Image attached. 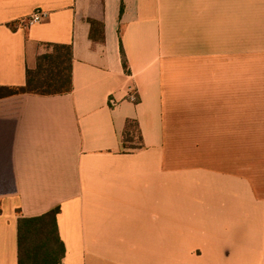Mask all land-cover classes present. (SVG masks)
I'll list each match as a JSON object with an SVG mask.
<instances>
[{
    "label": "crops",
    "instance_id": "crops-1",
    "mask_svg": "<svg viewBox=\"0 0 264 264\" xmlns=\"http://www.w3.org/2000/svg\"><path fill=\"white\" fill-rule=\"evenodd\" d=\"M51 44L73 91L0 99V264L56 208L64 264H264V0H0V87Z\"/></svg>",
    "mask_w": 264,
    "mask_h": 264
},
{
    "label": "trees",
    "instance_id": "trees-1",
    "mask_svg": "<svg viewBox=\"0 0 264 264\" xmlns=\"http://www.w3.org/2000/svg\"><path fill=\"white\" fill-rule=\"evenodd\" d=\"M91 24L94 26L95 23L91 22ZM46 47L47 53L38 57L36 69L27 71L26 85L0 87V99L23 94L56 96L73 91L72 46L51 44ZM122 56L124 67L127 70L124 51H122ZM122 143L124 150L143 149V138L137 121H127ZM1 212L0 202V214ZM59 213L60 208H56L39 217L19 219V264H64L66 249L58 229Z\"/></svg>",
    "mask_w": 264,
    "mask_h": 264
},
{
    "label": "built area",
    "instance_id": "built-area-1",
    "mask_svg": "<svg viewBox=\"0 0 264 264\" xmlns=\"http://www.w3.org/2000/svg\"><path fill=\"white\" fill-rule=\"evenodd\" d=\"M47 18V14L41 10H36L29 18L19 22L18 27L27 28L37 23L43 22ZM129 99L132 102H137V97L135 94L131 93Z\"/></svg>",
    "mask_w": 264,
    "mask_h": 264
},
{
    "label": "rangeland",
    "instance_id": "rangeland-1",
    "mask_svg": "<svg viewBox=\"0 0 264 264\" xmlns=\"http://www.w3.org/2000/svg\"><path fill=\"white\" fill-rule=\"evenodd\" d=\"M135 142L137 143V142H138V140L136 139V140H135ZM127 146H128V147H130V145H129V144H127Z\"/></svg>",
    "mask_w": 264,
    "mask_h": 264
}]
</instances>
